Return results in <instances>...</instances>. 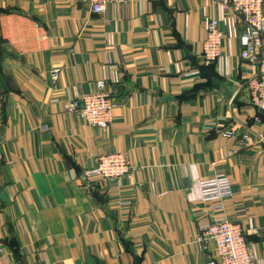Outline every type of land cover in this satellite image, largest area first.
<instances>
[{
    "label": "crops",
    "instance_id": "0c3cea01",
    "mask_svg": "<svg viewBox=\"0 0 264 264\" xmlns=\"http://www.w3.org/2000/svg\"><path fill=\"white\" fill-rule=\"evenodd\" d=\"M211 18L230 37L215 61L202 55ZM243 29L219 0H125L103 15L88 0H0V264H206L201 229L221 218L264 264V113ZM97 80L115 104L105 129L66 109ZM111 152L133 178L84 180ZM217 175L234 186L223 212L199 196Z\"/></svg>",
    "mask_w": 264,
    "mask_h": 264
},
{
    "label": "built area",
    "instance_id": "2783aa9c",
    "mask_svg": "<svg viewBox=\"0 0 264 264\" xmlns=\"http://www.w3.org/2000/svg\"><path fill=\"white\" fill-rule=\"evenodd\" d=\"M93 13L104 14L109 4L125 0H88ZM223 8H230L239 14L244 29L235 36L240 47V58L256 64V73L248 81L250 102L253 107L264 110V0H219ZM221 19L211 18L205 26L202 55L205 60L223 58V47L229 36L223 29ZM60 70L55 68L52 79L56 81ZM194 73H198L194 72ZM114 102L105 80H97L92 91L76 96L66 104V109L79 115L92 126L107 128L113 119ZM247 136H244L246 139ZM3 139L0 134V158ZM134 170L125 152H111L98 158L97 164L83 173L84 180L99 177L109 181L133 178ZM200 199L213 202L214 212L224 211V202L234 196L230 178L217 175L198 183ZM252 232H256L252 228ZM212 240L215 255L206 264H259L253 247L248 242L241 224L226 218L209 222L201 229L199 241Z\"/></svg>",
    "mask_w": 264,
    "mask_h": 264
},
{
    "label": "water",
    "instance_id": "95a60500",
    "mask_svg": "<svg viewBox=\"0 0 264 264\" xmlns=\"http://www.w3.org/2000/svg\"><path fill=\"white\" fill-rule=\"evenodd\" d=\"M217 92L220 93L225 99L230 100L234 94V91L229 88L228 84L224 81L216 80ZM260 112L264 113V110H260ZM90 188V187H89ZM141 260L136 257L135 264H140Z\"/></svg>",
    "mask_w": 264,
    "mask_h": 264
},
{
    "label": "rangeland",
    "instance_id": "374dc122",
    "mask_svg": "<svg viewBox=\"0 0 264 264\" xmlns=\"http://www.w3.org/2000/svg\"><path fill=\"white\" fill-rule=\"evenodd\" d=\"M221 4V3H220ZM221 7H222V5H221Z\"/></svg>",
    "mask_w": 264,
    "mask_h": 264
}]
</instances>
